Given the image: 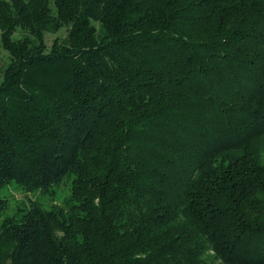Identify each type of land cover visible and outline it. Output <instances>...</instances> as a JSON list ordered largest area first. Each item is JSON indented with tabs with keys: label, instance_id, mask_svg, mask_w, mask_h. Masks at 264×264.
Returning a JSON list of instances; mask_svg holds the SVG:
<instances>
[{
	"label": "trees",
	"instance_id": "obj_1",
	"mask_svg": "<svg viewBox=\"0 0 264 264\" xmlns=\"http://www.w3.org/2000/svg\"><path fill=\"white\" fill-rule=\"evenodd\" d=\"M0 30V188L72 185L0 198V264H264V0H0Z\"/></svg>",
	"mask_w": 264,
	"mask_h": 264
},
{
	"label": "rangeland",
	"instance_id": "obj_2",
	"mask_svg": "<svg viewBox=\"0 0 264 264\" xmlns=\"http://www.w3.org/2000/svg\"><path fill=\"white\" fill-rule=\"evenodd\" d=\"M67 35V30L63 28L57 33H49L46 36L47 43L51 46L56 38H64ZM16 38L22 37V32L17 31L14 36ZM1 30H0V81L3 79V70L10 62V55L1 45ZM71 181L63 184L54 196L42 194L41 192H27L23 188L17 186L15 183L9 184L4 188H0V198L7 199L10 203L9 213H13L17 207H23V202L30 203L31 200H38L47 206L52 204H61L63 199L71 193ZM214 264H222L219 260H214Z\"/></svg>",
	"mask_w": 264,
	"mask_h": 264
}]
</instances>
